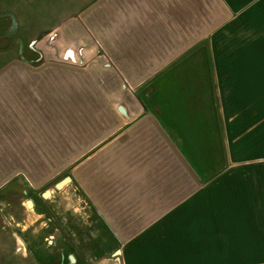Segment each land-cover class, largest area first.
<instances>
[{
    "label": "crops",
    "instance_id": "crops-1",
    "mask_svg": "<svg viewBox=\"0 0 264 264\" xmlns=\"http://www.w3.org/2000/svg\"><path fill=\"white\" fill-rule=\"evenodd\" d=\"M86 15L95 42H72L71 17L38 59H0V193L69 165L63 191L122 264H264V0Z\"/></svg>",
    "mask_w": 264,
    "mask_h": 264
},
{
    "label": "rangeland",
    "instance_id": "rangeland-1",
    "mask_svg": "<svg viewBox=\"0 0 264 264\" xmlns=\"http://www.w3.org/2000/svg\"><path fill=\"white\" fill-rule=\"evenodd\" d=\"M92 1L0 0V59L13 58L19 51L32 60L38 59L33 45L52 44L54 38L44 32L57 31L71 17H76V22H68L67 26L73 32L72 42L90 41V37L95 42L92 32L96 31H88L86 15ZM21 31H40L44 35L24 36ZM75 52L80 53V49ZM67 166L31 165L32 193L24 187L1 191L0 264H122L116 253L112 255L108 244H93L91 230L82 226L87 219L86 209L82 210L83 198L76 202L70 186L63 191L69 183L62 190L56 188ZM28 200L33 202V208L27 207ZM79 213L80 222L75 220L76 226L72 227L71 215Z\"/></svg>",
    "mask_w": 264,
    "mask_h": 264
},
{
    "label": "water",
    "instance_id": "water-1",
    "mask_svg": "<svg viewBox=\"0 0 264 264\" xmlns=\"http://www.w3.org/2000/svg\"><path fill=\"white\" fill-rule=\"evenodd\" d=\"M70 178L69 177H66L65 179H63L62 181H60L58 184H57V186H56V188L57 189H61L62 187H64L66 184H68V183H70ZM46 194H48V193H46ZM27 207L28 208H33V202L31 201V200H28L27 202Z\"/></svg>",
    "mask_w": 264,
    "mask_h": 264
}]
</instances>
